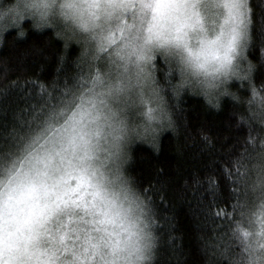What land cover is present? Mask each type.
<instances>
[{
    "label": "snow or ice",
    "instance_id": "snow-or-ice-1",
    "mask_svg": "<svg viewBox=\"0 0 264 264\" xmlns=\"http://www.w3.org/2000/svg\"><path fill=\"white\" fill-rule=\"evenodd\" d=\"M259 6L257 40L252 0H64L63 26L49 27L63 41L61 64L70 44L80 48L74 67L0 127V264H154L163 170L138 185L125 167L129 144L143 137L158 151L157 134L176 130L188 75L209 72L216 90L196 94L213 109L229 97L247 133L217 165L223 188L209 175L200 193L215 209L204 221L215 226L198 237L202 264H264V0ZM257 46L253 62L247 52ZM232 80L250 95L230 91ZM164 223L179 256L174 225Z\"/></svg>",
    "mask_w": 264,
    "mask_h": 264
},
{
    "label": "trees",
    "instance_id": "trees-1",
    "mask_svg": "<svg viewBox=\"0 0 264 264\" xmlns=\"http://www.w3.org/2000/svg\"><path fill=\"white\" fill-rule=\"evenodd\" d=\"M252 3L255 21L251 33L258 40L256 26L260 22L261 0H252ZM0 5L7 6L8 0H0ZM23 27L26 30L23 38H18L15 29L6 30L0 43V127L11 123L13 111L46 95L54 82L63 84L64 74L74 67L80 52L76 44H70L65 54L67 62L61 64L58 54L63 41L54 35L53 28L35 29L28 20L23 22ZM247 54L256 62L258 46L250 48ZM252 76L259 88L261 71L254 70ZM241 83L246 82L229 81L228 88L238 94L250 95L246 88H240ZM177 103L179 107L172 114L177 125L175 132L169 129L157 134L158 151L143 137L132 141L125 167L142 186H147L157 171L163 170L161 179L164 183L160 185L163 201L161 195L154 198V211L158 218L154 226L157 236L154 264H177L178 259L184 264H202L204 257L199 250L198 237L215 226L204 224L206 213L214 215L215 209L209 213L211 201L206 195L201 197L200 193L204 192L209 175L221 177L223 188L221 168L217 165H222L221 158L227 159L229 146L237 137L246 135L247 129L231 115L233 102L229 97H221L220 108L213 109L203 95L185 90ZM229 121L236 126L229 128ZM204 137L208 143L204 142ZM197 179L202 183L194 185L193 181ZM220 207L223 208L224 204ZM165 218H170L174 225L172 231L179 256L173 255L169 249Z\"/></svg>",
    "mask_w": 264,
    "mask_h": 264
},
{
    "label": "clouds",
    "instance_id": "clouds-1",
    "mask_svg": "<svg viewBox=\"0 0 264 264\" xmlns=\"http://www.w3.org/2000/svg\"><path fill=\"white\" fill-rule=\"evenodd\" d=\"M64 12V0H8L7 6L0 5V43L3 42L2 36L6 30L15 29L18 38H23L26 33L23 27L25 20H28L30 26L35 29L49 27V25L63 26L65 20L62 13ZM208 35L209 37L212 35L211 25H209ZM198 43V40H194L192 46L196 47ZM188 79L192 83L186 85V90L193 94L212 93L216 90L214 85L218 83L215 75L211 72L201 73L195 77L189 74ZM165 130L168 129L161 131Z\"/></svg>",
    "mask_w": 264,
    "mask_h": 264
},
{
    "label": "rangeland",
    "instance_id": "rangeland-1",
    "mask_svg": "<svg viewBox=\"0 0 264 264\" xmlns=\"http://www.w3.org/2000/svg\"><path fill=\"white\" fill-rule=\"evenodd\" d=\"M61 27H62V25H61V26H57V29H59V28H61ZM135 140H136V139H135ZM132 141H134V140H132ZM132 141H131V142H132ZM131 142H130V143H131ZM129 146H130V144H129Z\"/></svg>",
    "mask_w": 264,
    "mask_h": 264
}]
</instances>
